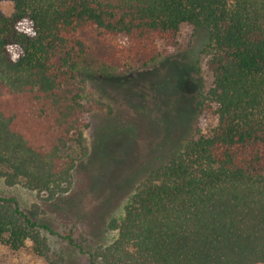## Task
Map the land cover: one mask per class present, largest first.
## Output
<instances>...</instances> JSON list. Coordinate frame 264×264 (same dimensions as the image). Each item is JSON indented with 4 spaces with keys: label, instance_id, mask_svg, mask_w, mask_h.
<instances>
[{
    "label": "trees",
    "instance_id": "1",
    "mask_svg": "<svg viewBox=\"0 0 264 264\" xmlns=\"http://www.w3.org/2000/svg\"><path fill=\"white\" fill-rule=\"evenodd\" d=\"M6 1L12 13H0L3 184L34 192L52 208L69 203L75 171L90 154L83 130L104 107L98 95L129 86L126 97L152 109L139 105L145 113L135 114L134 124L144 120L158 144L114 184L121 201L105 211L109 193L95 209L98 230L115 237L90 246L88 264H264V0ZM183 25L191 38L185 48L177 43ZM85 31L129 45L120 53L126 72L78 68L73 55L86 51ZM199 35L201 46L184 55ZM180 80L190 87L179 88ZM202 115L216 121L206 135L194 123ZM103 140L93 146L106 152ZM41 232L55 234L14 198L0 197V246L18 251L30 242L46 264H65Z\"/></svg>",
    "mask_w": 264,
    "mask_h": 264
},
{
    "label": "rangeland",
    "instance_id": "2",
    "mask_svg": "<svg viewBox=\"0 0 264 264\" xmlns=\"http://www.w3.org/2000/svg\"><path fill=\"white\" fill-rule=\"evenodd\" d=\"M0 13L4 16L11 15L12 4L6 0H0ZM80 37L86 51L83 54L73 55L78 68L112 74L126 72L127 63L121 60L120 53L123 55L127 53L129 45L103 41L88 31L81 33ZM190 39V28L183 25L177 36L178 46L183 48ZM193 40L194 48L186 50L184 55L195 52L203 41L200 35ZM200 68L203 86L208 88L211 78L203 61ZM183 73L184 71H181L179 76L184 75ZM178 86L179 88L190 87L182 80L179 81ZM127 90L129 94L131 90L129 86L121 87L118 91L114 87L109 88L107 94L98 95L103 100L104 107L97 109L89 117V127L82 133L83 146L90 151L91 158L88 155L75 171V194L69 203L57 204V207L52 208L43 201H39L36 193L29 192L20 186L7 187L0 179V197L14 198L21 211L50 224L55 234L48 235L41 232V235L45 238L50 251L60 255L65 264H88L85 252L90 250V246L114 239L115 233L104 234L102 230H98L100 213L96 214L95 209L101 206L109 193L113 198L108 202L109 206L105 211L113 209V206L118 204L121 196L113 193L114 184H117L124 175L133 172L142 161L149 160V154L158 144V139L155 137L157 132L153 129L149 132L146 123L143 125L144 120L137 119L138 123L134 124L133 119L135 114L145 113V108L140 110L139 105L145 106L148 111L152 109L148 108L141 98L135 96L127 98L128 95L124 93ZM194 123L200 134L206 135L215 126L216 121L210 115H202ZM132 126L139 127L141 130H136L134 133ZM96 137L100 140L104 139L102 144L106 152L94 148L93 142ZM163 156L166 157L168 154L164 153ZM120 214L121 208H117L114 216L118 217ZM94 233H96L95 239L92 237ZM65 237L70 238V244ZM30 246V242H26L18 251L0 246V264H46L42 258L31 252ZM74 247H80L83 253Z\"/></svg>",
    "mask_w": 264,
    "mask_h": 264
}]
</instances>
